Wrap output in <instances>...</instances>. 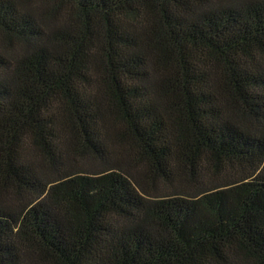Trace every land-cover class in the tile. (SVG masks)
Here are the masks:
<instances>
[{
    "label": "trees",
    "instance_id": "16d2710c",
    "mask_svg": "<svg viewBox=\"0 0 264 264\" xmlns=\"http://www.w3.org/2000/svg\"><path fill=\"white\" fill-rule=\"evenodd\" d=\"M0 264H264V0H0Z\"/></svg>",
    "mask_w": 264,
    "mask_h": 264
},
{
    "label": "rangeland",
    "instance_id": "374dc122",
    "mask_svg": "<svg viewBox=\"0 0 264 264\" xmlns=\"http://www.w3.org/2000/svg\"><path fill=\"white\" fill-rule=\"evenodd\" d=\"M77 167H80L82 169H91L92 167L90 166V164L88 162H84V161H78V163L76 164Z\"/></svg>",
    "mask_w": 264,
    "mask_h": 264
}]
</instances>
